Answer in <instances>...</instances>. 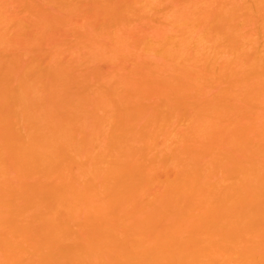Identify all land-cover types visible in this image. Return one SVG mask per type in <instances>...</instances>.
<instances>
[{"label":"bare ground","instance_id":"obj_1","mask_svg":"<svg viewBox=\"0 0 264 264\" xmlns=\"http://www.w3.org/2000/svg\"><path fill=\"white\" fill-rule=\"evenodd\" d=\"M0 264H264V0H0Z\"/></svg>","mask_w":264,"mask_h":264}]
</instances>
